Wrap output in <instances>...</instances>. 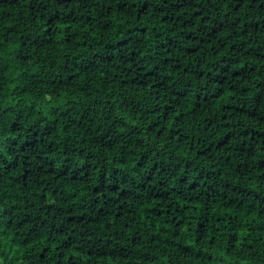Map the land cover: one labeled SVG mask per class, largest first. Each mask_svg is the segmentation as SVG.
I'll return each mask as SVG.
<instances>
[{"label":"trees","instance_id":"1","mask_svg":"<svg viewBox=\"0 0 264 264\" xmlns=\"http://www.w3.org/2000/svg\"><path fill=\"white\" fill-rule=\"evenodd\" d=\"M168 263L264 264V0H0V264Z\"/></svg>","mask_w":264,"mask_h":264},{"label":"bare ground","instance_id":"2","mask_svg":"<svg viewBox=\"0 0 264 264\" xmlns=\"http://www.w3.org/2000/svg\"><path fill=\"white\" fill-rule=\"evenodd\" d=\"M96 207H97V205H96ZM97 208H99V206L97 207ZM128 212V211H127ZM129 213V212H128ZM189 213V212H188ZM186 214H187V212H186ZM190 214H192V212H190L189 214H187L188 216L190 215ZM57 219H59V218H57ZM56 219V220H57ZM61 220V219H60ZM59 221V220H58ZM62 221V220H61ZM69 223V222H68ZM71 223V222H70ZM57 230H58V228H56ZM29 238H30V236H28ZM202 237V236H201ZM32 238H34L35 239V237L34 236H32ZM206 239H208V237H206ZM29 240V239H28ZM204 240H205V238H204ZM30 241H32V239L30 240ZM179 243V242H178ZM177 243V244H178ZM180 245V244H179ZM182 245V244H181ZM159 246V245H158ZM160 247V246H159ZM169 264V263H168Z\"/></svg>","mask_w":264,"mask_h":264}]
</instances>
